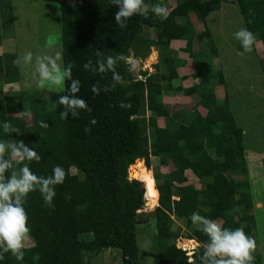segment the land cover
Returning <instances> with one entry per match:
<instances>
[{"label": "trees", "instance_id": "1", "mask_svg": "<svg viewBox=\"0 0 264 264\" xmlns=\"http://www.w3.org/2000/svg\"><path fill=\"white\" fill-rule=\"evenodd\" d=\"M42 1H61L62 66H71L72 79L80 82L76 95L85 100L88 110L81 109L78 116L61 119L65 108L58 101L60 96L68 95V80L62 93L45 96L54 105L44 109L39 108L38 91L33 88L19 90L16 96L4 98L6 102L0 101V122L7 121L16 129L9 134L0 130V140L22 141L35 150L40 161L25 163L37 176L51 175L55 166L65 171L64 182L55 186L53 207L44 205L38 191L27 195L23 206L28 215L30 231L26 238L30 245L24 247L22 261L4 253L0 264H87L86 254L96 255L104 248L117 250L120 264H146L139 257L135 229L144 194L150 188L157 191V205L149 211L155 228L153 264H200L198 256L207 236L197 226L190 227L193 212L224 228H240L249 236L255 199L247 177L243 133L229 109L227 95L218 101L213 89H202L216 86L206 77L199 85L173 87L171 81L178 78L180 61L176 55L163 54V69L156 66V74L142 72L144 78L140 79L132 76L125 62L137 44L145 47V54L151 46L168 52L171 41L184 36L190 15L204 24L206 16L220 8L221 0H175L166 19H157L149 11L146 18H128L123 28L115 23L117 8L111 0ZM166 1L169 0H144V6L150 9L157 3L163 6ZM234 2L245 28L257 35L261 45L258 55L264 60V0ZM146 28L154 30V39L141 37ZM208 34L204 26L197 37L202 39ZM191 44L187 40L182 51L192 55ZM238 48L241 50L240 45ZM105 56L119 57L115 64L121 77L119 83L112 79L111 71H97V61L103 63ZM2 58L0 78L9 79L16 69L4 68ZM89 61L90 69L85 70L83 65ZM207 65L202 60L194 62L190 76L201 77ZM261 73L264 74V66ZM215 75L217 84L223 85L221 71ZM93 85L101 90L98 95L92 93ZM168 90L197 97L191 105V115L171 120V125L165 121L173 112L162 100L163 92ZM11 98H16L18 105ZM121 102L131 106L121 108ZM143 110L150 113V119L162 118L165 122H154L149 136L144 133L145 122L140 118ZM27 115H31L28 124ZM93 119L95 124L91 123ZM151 157L157 160L152 171L154 184L145 175L143 188L137 169L149 168ZM136 159H143L147 168L141 160L134 163ZM133 163L130 172L135 179L130 180L127 169ZM262 164L264 167V158ZM14 172L18 174L16 165L4 173V178ZM186 172L201 186L188 180ZM176 173L179 182L174 181ZM174 218L185 220L191 228L185 237L198 243L190 256L175 245L180 226L173 227ZM37 254L39 259L34 261ZM250 254L251 264H263L261 251Z\"/></svg>", "mask_w": 264, "mask_h": 264}, {"label": "rangeland", "instance_id": "2", "mask_svg": "<svg viewBox=\"0 0 264 264\" xmlns=\"http://www.w3.org/2000/svg\"><path fill=\"white\" fill-rule=\"evenodd\" d=\"M175 3V0H169L163 6L169 11ZM60 4L61 1L0 0V56H3L4 68L10 70L13 67L16 69L14 71L16 74L8 77L9 79L0 78V101L8 96H16L19 90L33 88L38 91L39 108L44 109L48 105H54V102L45 98L46 95L64 91V85L62 88L53 91L37 88L31 78V69L22 63H15L25 51L33 52L34 57L36 54L50 56H55L56 53L62 54ZM155 17L160 19L156 15ZM189 20L190 24L184 36L181 39L172 40L168 52L151 46L145 54V47L137 44L134 47L135 49L133 48L134 51H130L125 62L128 64L132 76L135 79H140L144 78L142 72L156 74V66L163 69V54L176 55L180 61L177 64L178 78L171 81L173 87L186 88L199 85L206 77L209 82L216 84V86L202 89H213L218 101L223 99L224 94L227 95L229 109L236 125L241 128L243 133L247 177L255 199V206L252 209L254 215L253 230L248 237H251L255 242L254 251H261L262 263L264 264V167L262 164L264 158V74L261 73L264 60L258 55L261 45L257 35H254L255 41L252 51L243 55L239 54L242 49L238 48L240 44L233 38V33L239 28H245V23L234 0H221L220 8L210 12L206 16L204 24L197 22L192 15H190ZM204 26L209 34L207 37L200 39L197 34L203 30ZM141 37L154 39L155 32L151 28H146ZM189 39L192 43V55L182 51ZM134 52H138V55ZM201 60L208 65L202 69L201 77L192 78L190 73L193 70L194 62ZM218 70L221 71L223 85L217 84L218 78L215 72ZM182 75L187 76V78L183 79ZM153 79L157 80V77L154 76ZM196 99L197 97L194 95L184 97L182 91L168 90L163 92L162 100L167 104L169 111L173 112L165 122L171 125V120H177L185 114H190L191 105L194 104ZM10 100L18 105L16 98ZM3 105L5 106L4 103ZM140 118L145 122L146 129L144 133L147 136H149V128L155 123L165 124L162 118L150 119V113L147 110L141 111ZM26 123H31V115L26 116ZM137 160H141L144 167L147 168L143 159H136L134 163ZM134 163L128 166L127 172H130ZM150 164L148 170L144 168L137 169V172L143 178L142 186H144L145 175L146 180L150 184H154L152 171L157 166V160L151 157ZM173 166L174 164H171V167ZM72 172H76L81 176L78 170L72 169ZM174 172L170 173L173 174ZM186 176L197 187L201 186L200 182L192 178L188 172H186ZM227 176L230 177V174L227 173ZM173 178L175 182H179L177 173L173 175ZM151 206H156V203ZM147 208L143 207L139 211L137 217L139 225H136L135 229L136 240L140 260L146 264H153L155 228ZM148 221L149 223L146 224ZM173 225V227L180 226V237L175 241V245L186 250L187 254L190 255L198 245L195 240L185 237L191 231V228L189 229L186 226L185 220L175 219ZM240 225L243 226V223ZM29 245L30 241L26 238L24 247ZM84 260L87 264H120L117 250L110 248H104L96 255L86 254Z\"/></svg>", "mask_w": 264, "mask_h": 264}, {"label": "clouds", "instance_id": "3", "mask_svg": "<svg viewBox=\"0 0 264 264\" xmlns=\"http://www.w3.org/2000/svg\"><path fill=\"white\" fill-rule=\"evenodd\" d=\"M111 3L117 8L114 20L121 28L125 27L128 18L133 15L146 18L151 11L161 19L168 16L167 9L159 3L152 5L150 9L144 6V0H111ZM233 38L241 46L242 52L239 54L252 51L255 37L249 30L239 28L233 33ZM118 59L119 57L105 56L103 63L97 61V71L100 73L111 71L112 79L119 83L121 77L115 71ZM15 63H22L31 69V78L40 89L53 91L62 88L66 80L70 81L67 86L68 95L60 96L58 101L65 108L61 113V119L69 115L76 117L81 109L88 110L85 100L76 95L80 91V82L72 79L70 65L62 67L60 53H56L55 56L36 54L34 57L33 52L25 51ZM90 64L91 61L85 63L84 69L89 70ZM91 91L98 95L101 90L93 85ZM130 106L125 102L120 104L121 108ZM95 122L94 119L91 121L92 124ZM0 130L5 134L16 132L7 121L0 122ZM33 161L39 162L40 156L22 141L11 143L0 140V260L3 259L4 253H10L17 261H22L24 257V241L30 231L28 215L23 206L27 195L38 191L44 205L51 208L56 196L55 186L64 182L65 171L61 166L53 167L49 176H37L25 163ZM14 165L18 166V174L14 172L5 179L4 173ZM190 220L207 236L202 254L198 256L200 264H251L253 257L250 253L255 249V242L246 236L242 229L224 228L196 212L191 214ZM38 259V254L33 256L34 261Z\"/></svg>", "mask_w": 264, "mask_h": 264}, {"label": "bare ground", "instance_id": "4", "mask_svg": "<svg viewBox=\"0 0 264 264\" xmlns=\"http://www.w3.org/2000/svg\"><path fill=\"white\" fill-rule=\"evenodd\" d=\"M142 167H139V169H141ZM149 169V168H148ZM147 170V169H146ZM132 177V176H131ZM133 178V177H132ZM135 179V178H134ZM138 180V179H136ZM141 182V181H140ZM142 183V182H141ZM143 184V183H142ZM144 199L146 202V206L149 208H152L154 206H151L152 204L156 203V199H157V191L154 188H150L149 190H147L144 194Z\"/></svg>", "mask_w": 264, "mask_h": 264}, {"label": "water", "instance_id": "5", "mask_svg": "<svg viewBox=\"0 0 264 264\" xmlns=\"http://www.w3.org/2000/svg\"><path fill=\"white\" fill-rule=\"evenodd\" d=\"M128 179H130V180H131V179H134V178L131 177V172H128ZM143 187H144V186H143ZM143 207H147V206H146L145 199H144ZM154 207H155V206H154ZM154 207H152V208H149V207H148L147 210L151 211V210H153Z\"/></svg>", "mask_w": 264, "mask_h": 264}]
</instances>
